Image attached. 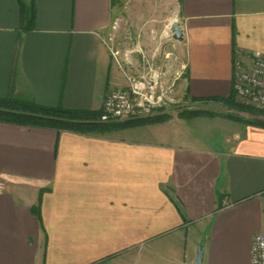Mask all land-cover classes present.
<instances>
[{
  "label": "crops",
  "instance_id": "1",
  "mask_svg": "<svg viewBox=\"0 0 264 264\" xmlns=\"http://www.w3.org/2000/svg\"><path fill=\"white\" fill-rule=\"evenodd\" d=\"M0 0V99L102 112L127 82L106 42L118 0ZM190 100L226 99L264 57V0H180ZM174 118L104 134L0 123V264H253L264 128ZM209 126V127H208Z\"/></svg>",
  "mask_w": 264,
  "mask_h": 264
},
{
  "label": "rangeland",
  "instance_id": "2",
  "mask_svg": "<svg viewBox=\"0 0 264 264\" xmlns=\"http://www.w3.org/2000/svg\"><path fill=\"white\" fill-rule=\"evenodd\" d=\"M118 9V17L106 34V42L109 48L117 53L116 57L125 70L124 73L139 75L143 58L149 60L155 69L170 68L167 70L170 82L174 80L175 70H181V78L175 82V98L179 103L168 109L158 110L149 118L106 124H140L157 116H168L170 120L179 118L195 124L201 122L204 125H212L214 120H227L234 124L244 125L228 118L227 113L243 120H255L252 117L256 115L229 109L222 105L193 101L187 96L183 87L188 78L185 43L175 41L172 33L174 21L178 22L183 29L180 0H118ZM126 60L132 62L133 67L128 66ZM236 102L255 109L240 103L237 99ZM201 111L203 115L197 117L190 119L182 117L186 113Z\"/></svg>",
  "mask_w": 264,
  "mask_h": 264
},
{
  "label": "built area",
  "instance_id": "3",
  "mask_svg": "<svg viewBox=\"0 0 264 264\" xmlns=\"http://www.w3.org/2000/svg\"><path fill=\"white\" fill-rule=\"evenodd\" d=\"M126 61L128 66L133 67L132 62ZM119 65L124 73L120 62ZM233 66L232 90L236 99L264 112V57L244 59L242 53L238 52ZM169 69H155L149 60L143 58L139 75L124 73L126 86L108 93L99 121L113 123L141 120L153 116L158 110L177 105L179 102L175 98V82L181 78L182 72L175 70L174 80L170 82L167 71ZM5 189V185L0 184V190ZM251 257L253 264H264V233L254 238Z\"/></svg>",
  "mask_w": 264,
  "mask_h": 264
},
{
  "label": "trees",
  "instance_id": "4",
  "mask_svg": "<svg viewBox=\"0 0 264 264\" xmlns=\"http://www.w3.org/2000/svg\"><path fill=\"white\" fill-rule=\"evenodd\" d=\"M20 7L21 24L24 32L34 29L36 22V11L34 6L27 5L23 0H18ZM211 103L213 105H222L229 109L250 113L256 116L264 117V112L255 110L236 102V96L232 90L230 96L226 99H209L203 103ZM102 112L86 113L74 112L64 108H49L40 106L33 102L0 99V123L14 124L26 127H38L44 129H53L58 132L69 131L79 134H104L114 131H120L128 127H139L146 125L162 124L170 120L168 116H157L147 122L140 124H104L99 121ZM203 115V112H190L182 117L190 119ZM227 117L243 123L246 126H255L264 128V122L255 120H243L238 116L227 113Z\"/></svg>",
  "mask_w": 264,
  "mask_h": 264
},
{
  "label": "water",
  "instance_id": "5",
  "mask_svg": "<svg viewBox=\"0 0 264 264\" xmlns=\"http://www.w3.org/2000/svg\"><path fill=\"white\" fill-rule=\"evenodd\" d=\"M172 33H173V38L175 41H177V42H183L184 41V38H185L184 37V30L182 29V27L180 26V24L178 22H175L173 24ZM252 118H254L257 121L264 122V117H256L255 116ZM203 260H204V255H203L202 249L199 248L198 249V256H197L195 264H203Z\"/></svg>",
  "mask_w": 264,
  "mask_h": 264
},
{
  "label": "bare ground",
  "instance_id": "6",
  "mask_svg": "<svg viewBox=\"0 0 264 264\" xmlns=\"http://www.w3.org/2000/svg\"><path fill=\"white\" fill-rule=\"evenodd\" d=\"M176 21H174L173 23H175Z\"/></svg>",
  "mask_w": 264,
  "mask_h": 264
}]
</instances>
